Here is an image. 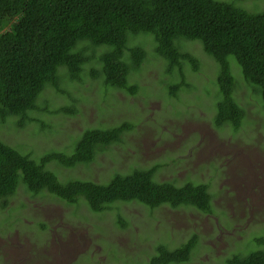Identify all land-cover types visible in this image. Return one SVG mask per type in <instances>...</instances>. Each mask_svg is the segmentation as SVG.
Masks as SVG:
<instances>
[{
    "label": "trees",
    "instance_id": "trees-1",
    "mask_svg": "<svg viewBox=\"0 0 264 264\" xmlns=\"http://www.w3.org/2000/svg\"><path fill=\"white\" fill-rule=\"evenodd\" d=\"M239 1L0 0V128L21 129L27 123L48 128L49 123L32 113L74 116L95 92L111 102L106 105L102 98L93 102L98 109L104 104L106 110L114 101L108 97L111 90L130 97L139 92L149 98L153 91L140 80L149 53L164 61L174 80L160 82L167 95L187 99L180 95L189 87L184 67L197 71L200 63L180 48L192 44L200 46L216 66L211 77L216 91L209 106L215 113L213 125L236 131L248 116L250 132L259 130L253 118L264 125V11L248 10ZM239 82L245 84L244 97L249 101H237ZM70 85L80 88L72 92ZM49 88L66 104L54 110L40 107V98ZM113 123L84 127L68 151L36 150L39 156H32L33 148L0 139V208L24 190L31 196L47 192L68 205L81 202L95 214L132 201L150 209L183 205L211 213L214 195L206 184L192 179L181 185L157 182L153 179L157 165L114 173L105 184L62 181L48 168L53 163L58 171L91 163L131 128L125 120ZM115 218L121 228L126 227L120 214ZM260 224L263 228L250 229L243 249L237 248L223 264H264V223ZM259 230L263 231L257 235ZM196 245L195 234L173 250L159 244L149 264L188 262Z\"/></svg>",
    "mask_w": 264,
    "mask_h": 264
},
{
    "label": "rangeland",
    "instance_id": "rangeland-1",
    "mask_svg": "<svg viewBox=\"0 0 264 264\" xmlns=\"http://www.w3.org/2000/svg\"><path fill=\"white\" fill-rule=\"evenodd\" d=\"M239 4L251 11H264V0H240ZM180 50L200 63L197 71L184 67L189 87L180 95L187 99L167 95L160 82L174 80L166 72L164 61L149 53L140 77L153 91L149 98L139 92L130 97L111 90L108 97L114 101L106 110L104 104L98 109L93 102L102 98L100 101L107 103L108 98L95 92L96 96L89 95L90 101L74 116L33 112L50 126H2L0 139L8 145L33 148L32 156H39L36 150L44 154L51 152L49 149L68 151L84 127L125 120L131 128L121 141L96 154L91 163L60 171L53 163L48 168L62 181L105 184L114 173L127 174L157 165L153 178L157 182L181 185L192 179L206 184L214 195L211 213L183 205L150 209L132 201L95 214L81 202L68 205L47 192L31 196L18 190L6 208H0V264H149L157 245L173 250L193 234L197 245L190 260L181 264H223L237 248L243 249L250 229L263 228L264 125L254 117L259 130L250 132L247 116L236 131L227 125L216 128L212 123L215 113L209 108L216 91L211 82L216 66L200 46L188 44ZM244 85L238 83V102L250 100L244 97ZM76 87L80 88L70 85L69 89L74 92ZM54 94L47 89L39 106L54 110L66 104V99ZM251 109L255 111L256 106ZM118 214L126 221L125 228L117 224Z\"/></svg>",
    "mask_w": 264,
    "mask_h": 264
}]
</instances>
